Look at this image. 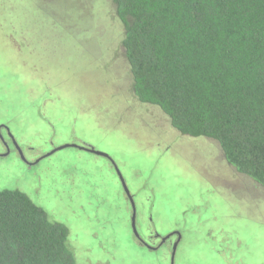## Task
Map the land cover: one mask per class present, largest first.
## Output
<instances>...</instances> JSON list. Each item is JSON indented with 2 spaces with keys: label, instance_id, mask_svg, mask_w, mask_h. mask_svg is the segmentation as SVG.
Masks as SVG:
<instances>
[{
  "label": "rangeland",
  "instance_id": "1",
  "mask_svg": "<svg viewBox=\"0 0 264 264\" xmlns=\"http://www.w3.org/2000/svg\"><path fill=\"white\" fill-rule=\"evenodd\" d=\"M113 11L111 0H0V136L28 162L63 145L107 154L140 217L161 237L182 234L174 264H264V189L215 141L180 135L135 99ZM119 183L105 158L77 148L30 167L0 157V189L64 224L77 264H166L131 244ZM140 217L139 232H151Z\"/></svg>",
  "mask_w": 264,
  "mask_h": 264
},
{
  "label": "trees",
  "instance_id": "2",
  "mask_svg": "<svg viewBox=\"0 0 264 264\" xmlns=\"http://www.w3.org/2000/svg\"><path fill=\"white\" fill-rule=\"evenodd\" d=\"M111 2L135 99L180 135L215 141L228 165L264 189V0ZM124 196L131 244L170 264L171 245L150 250L134 236ZM144 215L136 210V228L150 239L156 230ZM138 216L151 232H139ZM0 264L77 262L64 224L20 190L0 189Z\"/></svg>",
  "mask_w": 264,
  "mask_h": 264
},
{
  "label": "water",
  "instance_id": "3",
  "mask_svg": "<svg viewBox=\"0 0 264 264\" xmlns=\"http://www.w3.org/2000/svg\"><path fill=\"white\" fill-rule=\"evenodd\" d=\"M1 127H4V126H0V129ZM5 128V127H4ZM7 132L8 129H6ZM9 137L11 138L16 150L18 151V153L20 154L21 156V160H23L24 163L26 164H29L26 159L22 156V151L21 149L19 148V146L17 145L15 139L13 138V136L8 133ZM68 147H72V148H77L79 150H82V151H86V152H89L93 155H96V156H100V157H103V158H106L107 160H109V162L112 164L117 176H118V179L121 183V186L123 188V191L130 203V206H131V209H132V216H131V229H132V232L134 234V236L139 240V242L141 244H143L145 247H147L148 249L150 250H157L162 244H164L170 237L172 236H176V241L175 243L173 244V247H172V251H171V255H170V264H174V260H175V254H176V248H177V245L179 243V241L181 240L182 238V235L179 231H173L165 236H162L160 238V243L157 247H152L151 245H149L148 243H146L139 235L138 231H137V228H136V205H135V202L126 186V183L124 181V178L121 174V172L119 171L118 167L116 166V164L114 163V161L105 153H102V152H98L96 150H94L92 147H89V146H76V145H63V146H59L57 148H54L53 150H51L50 152L46 153L45 155L41 156L40 158H38L36 161H34V163H32L33 165H35L36 163H38L40 160L44 159V158H47L49 157L50 155H52L53 153L57 152V151H60V150H63L65 148H68Z\"/></svg>",
  "mask_w": 264,
  "mask_h": 264
},
{
  "label": "flooded vegetation",
  "instance_id": "4",
  "mask_svg": "<svg viewBox=\"0 0 264 264\" xmlns=\"http://www.w3.org/2000/svg\"><path fill=\"white\" fill-rule=\"evenodd\" d=\"M3 129V127H1V129H0V131ZM17 143V142H16ZM17 145L19 146V144L17 143ZM0 147L1 148H3V153H0V157H2V158H4V157H8V156H11L12 154H16L19 158H20V160H21V156H20V154L18 153V151L16 150V148H15V146H14V144H13V142H12V140H11V138L9 137L8 138V140H5L2 136H0ZM0 148V149H1ZM20 148V147H19ZM29 149H31L30 147H29ZM21 151H22V149H21ZM22 156L24 157V153H23V151H22ZM25 158V157H24ZM27 161V160H26ZM34 161H36V160H34ZM28 162V161H27ZM29 164H27V166H33V164L32 163H34V162H28ZM26 164V163H25ZM148 227V226H147ZM154 233H156V234H154L153 235V239H155V240H158L159 239V242H160V238H161V236L160 235H158V233L157 232H154ZM145 242H147L148 243V241L149 240H147V239H144V238H142ZM170 241V239H168L167 241H166V243H168ZM175 241H176V237L175 238H173L170 242H171V246L173 247V244L175 243ZM169 242V243H170ZM180 242V241H179ZM165 243V244H166ZM179 244V243H178ZM154 247V246H153ZM160 248V247H159Z\"/></svg>",
  "mask_w": 264,
  "mask_h": 264
}]
</instances>
